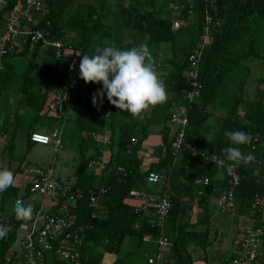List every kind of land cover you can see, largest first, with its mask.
Returning a JSON list of instances; mask_svg holds the SVG:
<instances>
[{"label": "trees", "instance_id": "trees-1", "mask_svg": "<svg viewBox=\"0 0 264 264\" xmlns=\"http://www.w3.org/2000/svg\"><path fill=\"white\" fill-rule=\"evenodd\" d=\"M15 1L6 0V10L0 12V34L5 25L3 14ZM169 1L185 8L180 13L185 20V26L182 28L192 30L188 35H196L188 44L180 33L171 29ZM191 3L193 18L186 13L189 5L187 0H44L46 15L43 18L36 16V26H29L28 29L42 31L47 41L60 42L62 46L56 49L51 44L44 45L43 42L28 43L23 50L14 49L2 60L0 92L5 89L6 81L9 80L7 70L11 65L7 59L30 57L26 70L21 75L20 88L25 91L22 93L25 97L37 99L34 101L37 103L34 107L40 112L47 111L45 103L48 97L52 96L65 80L66 63L64 58H56L58 51L62 54L72 51L80 57L85 54L93 55L97 47L115 46L130 49L145 44L152 53V45H170L171 58L156 57V62L160 64L158 72L167 70L161 77L170 95L167 101L169 113L165 118L168 127H165L162 138L165 152L163 159L144 169L137 157V152L147 136V125L157 114L159 105L150 107L142 119H133L130 113L119 111L105 100L104 96V107L110 110V117L94 115L98 118L100 126L108 123L111 128L109 139L113 145L110 149L111 157L106 162L107 169L100 174L88 170V163L92 159L87 155V150L98 146L94 140L97 131L78 125L79 145L74 147L78 155L74 171L75 182L69 189L64 188L58 194L57 210L69 200L66 209L69 216L75 219L74 228L83 229L77 249L81 264H101L105 253L116 255L113 264H146L147 257L155 253V244L144 243L142 237L149 234L155 239L158 229L152 226L151 215L142 213L139 217L133 213L132 209L139 207L127 202L133 197L130 194L133 190L153 193L169 201L171 207L165 231L172 236L173 247L168 257L175 264H193V247L199 246L205 250L209 244L212 217L210 202L231 188L223 170H218L213 163L205 161V157L223 156L225 162L231 165L223 149L233 145L224 135V131L240 130L256 138V142H253V137L249 144L238 146L242 153L264 160L262 84L257 83L254 102L244 101L240 92L235 103L227 108L226 112H222L217 109L215 101L219 86L239 62L250 58L264 62V0H191ZM205 12L211 17L210 40L203 48L199 65L201 94L190 103L186 98V92L189 90L188 56L203 38ZM156 53L158 50L155 55ZM70 85L72 100L64 106L63 111L65 108L76 106L78 114L76 113L69 123L79 124V120L93 113L92 96L101 88V84H85L77 74ZM177 106L186 109L189 125L184 145L174 154L172 142L177 133L169 124V114ZM55 117H59L62 123L69 119L64 112ZM59 131L62 142L56 149L52 145L54 152L64 148L62 128H59ZM115 132L118 133L117 143L114 142ZM15 133V130L10 133L4 153H12ZM30 135L31 133L27 140L26 153L35 144L31 142ZM192 150L195 151L194 155ZM23 164L24 160H21L18 167L20 171ZM118 167L123 168L127 174L124 176L120 173ZM233 169L239 175L240 181L232 189L235 199L232 215L240 213L244 217L259 220L262 214L253 212L252 204L255 196L264 201V165L250 162ZM150 172L157 173L160 181L156 184L148 183L147 176ZM218 172L223 174V182L217 183L213 178ZM96 174L106 175V181L102 182L100 187H107L108 190L99 197L97 209H94L89 206V197L100 188H95L92 183L91 176ZM204 177L209 178L207 185L196 184L197 180ZM18 189L20 188L9 187L2 198L15 197ZM23 189V197L30 196L29 187ZM93 214H96L95 218H92ZM0 225L11 227V231L0 238V264H5L4 256L16 239L20 221H16L11 214L0 212ZM245 227L259 226L246 225L243 227V234ZM125 245L128 249L126 253V250L123 251ZM121 253L124 255L119 257ZM233 255L226 259L228 264ZM43 264L66 263L54 254H46Z\"/></svg>", "mask_w": 264, "mask_h": 264}, {"label": "built area", "instance_id": "built-area-1", "mask_svg": "<svg viewBox=\"0 0 264 264\" xmlns=\"http://www.w3.org/2000/svg\"><path fill=\"white\" fill-rule=\"evenodd\" d=\"M189 5L187 15L193 18V4L191 0H187ZM6 0H0V12L6 10ZM168 9L171 12V29L178 31L185 26V20L180 16L184 6H180L175 2L168 3ZM46 15L44 0H16L13 6L5 11L3 19L5 25L0 34V71H2V60L4 56L14 51V49L23 50L26 44H38L43 42L44 45L51 44L59 49L62 44L60 42L51 43L45 39L42 31H32L29 26H36V16L43 18ZM211 17L205 12L204 35L200 43L188 56L187 84L189 90L186 92L187 100L192 103L199 98L201 94L202 84L200 81V60L203 56V48L208 44L209 24ZM62 54L60 51L56 53V58H64L66 63L65 80L52 94L47 103V111L55 116L63 114L64 106L72 100L71 82L79 74L80 57L72 51H66ZM156 70L160 68L159 62L154 63ZM102 88V85H101ZM100 88V89H101ZM106 96V94L104 95ZM107 100V97H105ZM93 113L102 118L110 117V110L104 107V103L97 102L93 107ZM169 124L176 131L177 135L172 142L174 154L181 149L185 143L186 129L189 121L186 117V109L177 106L169 114ZM254 137V136H253ZM252 137V138H253ZM31 142L41 145H53L59 148L61 144V133L58 129L53 130L52 135L48 136L40 132H33L30 135ZM256 142V138H253ZM192 154L195 151L192 150ZM205 161L213 163L218 170H223L228 178L230 190L218 196L217 208L224 214L232 215L235 209V199L232 189L235 188L240 181L239 175L234 171L233 167L223 159V156L210 155L205 157ZM254 164L264 165V160L258 159L253 155ZM106 161L102 159H92L88 163L90 172L102 173L106 171ZM118 171L124 176L126 171L118 167ZM26 180L23 188L29 187L30 196H41L43 198H52L56 200L58 194L65 188L58 182L55 175V169L50 165L38 166L28 165L25 168ZM160 181V177L155 172H150L147 176V182L156 184ZM209 178L204 177L197 180L196 184L207 185ZM107 187H100L96 193L92 192L89 197V206L97 209L99 197L107 193ZM131 196L140 200L139 207L133 208V213L140 217V214H149L153 218L152 226L158 229L155 239L151 235L146 234L142 237L144 243H154L156 251L147 257L146 264H175L170 259L169 252L173 247L172 236L165 231L167 216L170 211V203L165 197H160L153 193H145L137 190L131 191ZM21 200V199H17ZM16 200V201H17ZM264 201L255 196L252 210L261 213ZM253 214V213H252ZM251 214V216H253ZM43 215V209L39 208L34 216L32 225L29 227L23 238L20 240L17 248H10L4 256L5 264H43L46 254H54L62 259L66 264H81L79 253L77 252L78 244L81 242L83 229H75V219L68 214L66 207L57 213H48L44 217L43 223H38L39 218ZM96 214L92 215L95 218ZM137 228V224L135 225ZM48 256V255H47ZM264 263V229L261 227H245L243 238L237 250L230 261V264H263Z\"/></svg>", "mask_w": 264, "mask_h": 264}, {"label": "crops", "instance_id": "crops-1", "mask_svg": "<svg viewBox=\"0 0 264 264\" xmlns=\"http://www.w3.org/2000/svg\"><path fill=\"white\" fill-rule=\"evenodd\" d=\"M152 47V55L154 56V62H156V57L157 59H168L171 58V48L170 45L168 44H161L158 45V47L156 46H151ZM153 48H154V53H153ZM156 50H158V53L155 52ZM169 67V66H168ZM166 71H160V75L163 76L165 75ZM249 85V84H248ZM246 85V86H248ZM22 87V85H21ZM246 88V87H245ZM6 89L3 92H6ZM15 90L17 91V89L15 88ZM18 92H19V97L17 99V104L16 106H14V100L12 99L11 101L7 100V97H3L0 98V169L2 168H7L8 170H11L14 175L16 174V176H20V177H16L15 178V183L13 185V188H20L18 189L19 192L17 193V195L14 197L13 199V207L14 204L16 202L17 199H21L25 205L31 204L33 206V215L31 219H21V218H17L14 214L13 211L10 210V213H13L14 215V219L16 221H20V227L17 230L16 233V239L14 241V243L12 244V246L10 248H17V246L19 245L20 240L23 238V236L25 235V233L27 232V230L29 229V227L32 225L33 220H34V216L36 211L39 208L43 209V215L39 218L38 223L41 225L44 221V217L46 216V214L48 213H57L59 212L61 209H63L64 207H66L67 205H69V200H66L64 202V205L61 207V209L57 210V205H58V198H56V200L52 199V198H43L41 196H28L27 197H23V193L25 192V190L23 189V184L26 180V175H25V168L26 166H28L30 163H27L25 165V157L22 159L24 160V164L22 165V171H20L18 169V167L20 166V158L13 155L15 151L17 150H21L22 147L24 146V148H26L28 145V141L25 143H23V141H21V137L20 135H22L23 131L19 130L16 131V133L14 134V149L12 151L11 154L8 153H4V147L6 146V144L8 143V139L10 134H8L7 132L4 131L5 128V115H7V113H9V116H11V118H13V120L11 119L10 123H14L16 121V116H15V111L17 110H21L24 113L23 114H27V115H23L22 117H27L26 122L23 121V123L20 125L21 127H23L24 129L28 128V123L29 121L32 119L33 121H35L38 116L42 115L43 111L38 112L34 105L37 103H34V101H37V99L32 100L28 97H25L24 95H22V93H24L25 91L21 88H18ZM168 94V93H167ZM251 95V93H249ZM251 97V96H250ZM51 96L48 97L47 101H46V106L48 101L50 100ZM170 98V95L168 94V99ZM7 100L9 102V106L5 104L4 102ZM167 99V101H168ZM166 102V117L168 116L169 113V108L167 106ZM11 106L13 108H11ZM160 106V105H159ZM77 107L76 106H71L68 107L67 109H64V114H66L69 118L70 121H72V119L74 118V116L77 113ZM45 113H48V117L50 119V123L52 126V132L55 129L62 128V140L64 142V135L65 133H71L74 130V128L76 127V125L81 126L82 128H86V129H91V130H95L96 134L94 135V140L95 142L98 144L97 147L95 148H89V150H93L94 153L91 154H87L88 156H91V159H102L106 162L109 161L110 157H111V147L113 145V143H110V136H111V128L109 127L108 123H104L103 125L100 126L98 118L94 115V113H89L87 114L82 120H79V124L73 123L70 124L68 121L62 123L61 120L59 119V117H55L52 116L48 111L44 110ZM78 114V113H77ZM15 116V117H14ZM30 117V118H29ZM157 114L154 116L153 119H151V121L148 123L147 125V129H146V139L142 142L140 149L137 152V157L138 159L141 160V164L143 166L144 169L149 168L152 164H155L157 162H159V160L163 159L165 156V152H164V148L162 145V138H163V132L165 127H168L166 125V121L165 118L164 120H160L159 117H157ZM156 118V119H155ZM124 122V121H123ZM75 126V127H74ZM33 132H38L36 129H31L28 132V137L30 133ZM44 134V133H42ZM13 135V134H12ZM50 136L49 134H45ZM75 135L77 136V131L75 133ZM27 137V140H28ZM37 145H41V144H33L32 149L37 146ZM65 145V143H64ZM42 146H46V145H42ZM65 148V147H64ZM74 148V147H73ZM32 149L27 152V155H29L32 151ZM63 149V148H60ZM74 150V149H73ZM26 156V154H25ZM217 183L220 181H224V176L222 173H217L215 174V176L213 177ZM58 180V182H60V180L58 178H56ZM92 179V183L94 185L95 188L100 187L102 184V182L106 181V175L105 176H98L93 175L91 176ZM75 182V179H74ZM74 182H72L70 184V186H64L65 188L69 189V187L73 186ZM61 184V183H60ZM62 185V184H61ZM23 190V191H22ZM9 192V191H8ZM1 197V201L4 200L3 197V193ZM11 195V194H10ZM8 198V197H7ZM129 205H140V200L136 197H132L129 198L127 200ZM12 207V210H13ZM210 211L212 213V217H211V225H210V229H209V235H208V245L206 247L205 250H203L202 247H193L194 248H201V254L199 253L200 258L203 259L204 257V253L207 252V256L210 262L213 261L214 264H228L226 262V259L229 258L230 256H232L234 254V252L237 250V248L239 247L241 240L243 238V227L246 225H253V226H259L264 228V205H263V209L261 211V216L259 217L260 219L256 220V218H250L249 216L244 217L243 215L239 214H234V215H227V214H223L221 213L218 208H217V198L213 199L210 202ZM0 212H2L3 214H10L9 210L7 208L4 207V204L0 205ZM198 230V229H197ZM9 248V249H10ZM126 250V251H125ZM123 251L128 252V249L126 247V245L123 248ZM170 253V252H169ZM124 254H120L119 257H122ZM207 256L205 255V258H207ZM116 260V255L113 254H108L105 253L102 259V263L101 264H113V262ZM194 264H205V263H200V262H195Z\"/></svg>", "mask_w": 264, "mask_h": 264}, {"label": "clouds", "instance_id": "clouds-1", "mask_svg": "<svg viewBox=\"0 0 264 264\" xmlns=\"http://www.w3.org/2000/svg\"><path fill=\"white\" fill-rule=\"evenodd\" d=\"M79 78L85 84H101L92 96V104L97 100L102 104L106 93L107 101L119 111H127L133 119H142L150 107L167 102L168 94L164 80L154 65L153 55L145 44L121 49L115 46L97 47L93 55L80 56ZM231 147L223 149L233 168L247 165L253 160L250 154H244L239 145L251 142L250 134L236 130L224 131ZM15 183V175L7 168L0 169V193ZM17 218L31 219L33 206L17 200L13 207ZM11 227L0 225V238L6 236Z\"/></svg>", "mask_w": 264, "mask_h": 264}, {"label": "rangeland", "instance_id": "rangeland-1", "mask_svg": "<svg viewBox=\"0 0 264 264\" xmlns=\"http://www.w3.org/2000/svg\"><path fill=\"white\" fill-rule=\"evenodd\" d=\"M171 2V1H169ZM173 2V1H172ZM192 30H188L186 28H182L176 32L180 33L181 36H183L184 41L186 44H188L193 38H196V35L192 33L191 35H188L187 33L191 32ZM153 53H154V48H153ZM30 59L29 56L26 57H18V58H12V59H7V62L11 65L10 68L7 70V75L9 80H7V85L5 86L6 92H0V98L7 97L8 101H11L12 99L14 100V106L17 104V99L20 96L18 92V88H20L21 85V75L25 72L28 60ZM7 78V79H8ZM264 62L250 58V59H244L241 62L238 63L237 66H235L227 75L226 79L223 81V83L219 86L217 93L215 95V101L218 105V108L222 112H226L230 106H232L235 103L236 97L242 92V98L246 102H254V97L256 94L257 90V83L262 84L261 91H264ZM249 84V85H248ZM244 85H248L245 86ZM244 87V88H243ZM17 89V91L15 90ZM251 93V95L249 94ZM251 96V97H250ZM4 102L6 105H10L8 101ZM253 104V103H252ZM11 108H13L11 106ZM166 104H162L159 106L157 109V117H159L160 120H164L166 117ZM24 112L21 110H16L15 111V116H16V121L14 123H10L11 116H9V113L5 115V128L4 131L7 132L8 134L12 133L14 130L15 131H23L21 137V141L25 143L27 142V137H28V132L31 129H36L40 133L44 134H49L50 136L52 135V126L50 123V119L48 117V113H45L43 110V114L38 116V118L33 121L32 119L28 123V128L24 129L20 125L23 123V121L26 122L27 117H22ZM1 116V115H0ZM14 116V117H15ZM156 117V118H157ZM30 118V117H29ZM155 118V119H156ZM69 122V119L66 120V122ZM73 124V122H72ZM79 128L76 126L74 130L71 133H65L64 135V147L63 149L57 150V152H54L52 149V145L48 146H42V145H37L35 146L31 153L27 155L26 153V148L24 146L22 147L21 150H17L14 152L13 155L17 156L22 160L25 157V165L27 163H30V165H38V166H45V165H50L55 169V175L56 178L60 180V183L62 185L70 186L72 182H74V171H75V166L78 162V155L76 151H74L73 147H77L79 145L78 141V136L75 135L76 131H78ZM118 133L115 132L114 134V142H118ZM26 144V143H25ZM93 154V150H87V154ZM26 154V156H25ZM27 167V166H26ZM20 177L16 176L15 178ZM2 194H0L1 196ZM13 198L11 196H8V198H4V200L1 201L0 197V205L4 204V207L9 210H12L13 207ZM213 200V199H212ZM211 200V201H212ZM13 215V213H10ZM14 216V215H13ZM192 258H193V264L195 262H200V263H205V264H214L213 261L210 262L207 256V252L204 253V255L207 256V258H200L199 253L201 254V248H194L192 249ZM108 264V263H105Z\"/></svg>", "mask_w": 264, "mask_h": 264}]
</instances>
